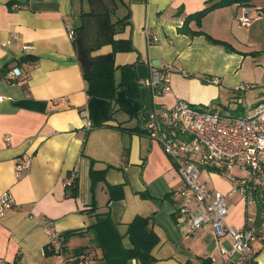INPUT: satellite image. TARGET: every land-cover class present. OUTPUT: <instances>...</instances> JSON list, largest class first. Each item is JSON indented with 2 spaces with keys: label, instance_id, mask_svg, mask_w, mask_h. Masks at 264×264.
<instances>
[{
  "label": "crops",
  "instance_id": "crops-1",
  "mask_svg": "<svg viewBox=\"0 0 264 264\" xmlns=\"http://www.w3.org/2000/svg\"><path fill=\"white\" fill-rule=\"evenodd\" d=\"M209 1L0 0V73L7 69L0 76V194L8 191L19 205L0 219V264H103L87 231L96 213L110 216L125 248L131 247V221L148 217L158 236L152 264H237L238 255L225 261L219 254L227 238L217 240L209 227L177 225L181 179L144 130L150 111L162 104L184 100L234 111L243 103L235 86H257V94L264 89V0L217 7L199 25L188 21L185 29L201 34L180 31L185 18ZM244 7L251 8L249 26L239 24ZM146 30L158 40H148ZM112 39L132 46L113 54L114 99L89 96L83 70L92 58L112 52ZM153 66L169 77V91L156 97L140 83ZM14 67L22 74L9 79ZM124 77L137 84L138 97L121 86ZM212 78L218 82L207 81ZM92 169L103 175L93 186ZM69 177L77 178L74 197L67 195ZM200 177L223 194L231 185L209 170ZM227 203L228 224L242 227L247 215L260 223L257 208H247L240 194L228 195ZM44 217L61 239L59 253L49 257ZM261 233L253 242L257 264H264V227ZM83 246L89 254L76 256Z\"/></svg>",
  "mask_w": 264,
  "mask_h": 264
},
{
  "label": "built area",
  "instance_id": "built-area-1",
  "mask_svg": "<svg viewBox=\"0 0 264 264\" xmlns=\"http://www.w3.org/2000/svg\"><path fill=\"white\" fill-rule=\"evenodd\" d=\"M250 9L243 8V15L239 18L241 26H249L251 18L246 13ZM66 28L72 39L74 30L68 24ZM146 36L150 41L158 40L150 30H146ZM23 49L30 50L32 45L24 44ZM21 74V69L14 67L7 77L14 79ZM207 81L218 82L216 78ZM140 83L152 89L153 97L169 91L168 74L159 67L153 66L150 76ZM249 88L248 85H238L234 92ZM144 130L145 135L157 142L172 159L181 179L175 208L177 225L186 226L189 231L209 227L217 240L227 238L229 241V248L218 245L223 260L238 255L237 264H257L253 242L261 239L264 227V101L255 103L251 113L238 114L229 109L197 107L177 100L172 106L154 107L144 121ZM5 140H9L7 135ZM16 169L19 171L22 166L18 165ZM203 170L215 172L228 181L231 185L227 194L210 189L201 180ZM72 178L69 177L67 185ZM232 194H240L247 208H257L260 223L257 224L253 215L246 216L242 227L227 223V196ZM18 207L8 191L0 194V219ZM41 223L48 244L59 251L61 239L53 222L44 217Z\"/></svg>",
  "mask_w": 264,
  "mask_h": 264
},
{
  "label": "trees",
  "instance_id": "trees-1",
  "mask_svg": "<svg viewBox=\"0 0 264 264\" xmlns=\"http://www.w3.org/2000/svg\"><path fill=\"white\" fill-rule=\"evenodd\" d=\"M251 0H210L208 5L193 13L188 15L180 31H186L189 34H201L202 31H190L185 29L188 21L195 20L196 24H200L201 18L209 11L222 6L231 5L234 3L238 4H248ZM205 37L213 42L219 43V41L211 38L205 34ZM113 50L109 55L97 56L92 58L91 66L87 70H83V77L87 83L86 92L89 96L105 97L111 100L114 99L116 85L113 80V71L115 69L113 63V54L116 51H129L132 50L130 41L124 40H111ZM228 49H232L227 46ZM21 60H27V55L21 58ZM7 69H3L0 76L6 72ZM121 86L125 89L127 94L132 97H138L137 84L128 83L125 77L121 81ZM95 172L93 169L90 171L91 186L94 185L95 181L102 178L103 175L100 172ZM67 195L76 196L77 195V178L73 177L72 182L67 185ZM91 209L95 210L94 202H91ZM95 221L87 227V231L92 234L93 247L100 249L99 260L103 264H126L129 259H136L141 264H152L154 257L151 254L152 249L158 242V236L154 232L152 226L150 225V220L148 217L137 215L131 221L128 226V236L131 247L125 248L122 245V238L116 230L114 222L111 220L110 216L106 214H95ZM51 244L45 245L44 255L49 257L58 254ZM86 252V247H80L76 249V256L88 255ZM94 256V254L92 255ZM94 258V257H93ZM205 260L203 259V262ZM78 260L75 263L78 264Z\"/></svg>",
  "mask_w": 264,
  "mask_h": 264
},
{
  "label": "rangeland",
  "instance_id": "rangeland-1",
  "mask_svg": "<svg viewBox=\"0 0 264 264\" xmlns=\"http://www.w3.org/2000/svg\"><path fill=\"white\" fill-rule=\"evenodd\" d=\"M258 89H261L257 86H251L250 89H247L245 91H241L240 93V97H242L243 99V103L242 105H237L239 103H235L236 100L231 99V107H235L236 105L239 106L238 109H235L233 112L234 113H238V114H242L243 112H248L251 113L252 112V108L254 106L255 103L260 102V101H264V89L261 90L260 93H256ZM238 94V93H235ZM257 94V95H255ZM222 244H224L227 248H229V244L225 241L221 242Z\"/></svg>",
  "mask_w": 264,
  "mask_h": 264
},
{
  "label": "water",
  "instance_id": "water-1",
  "mask_svg": "<svg viewBox=\"0 0 264 264\" xmlns=\"http://www.w3.org/2000/svg\"><path fill=\"white\" fill-rule=\"evenodd\" d=\"M20 2L24 3L26 0H19Z\"/></svg>",
  "mask_w": 264,
  "mask_h": 264
}]
</instances>
